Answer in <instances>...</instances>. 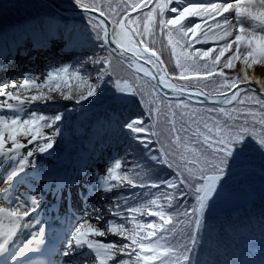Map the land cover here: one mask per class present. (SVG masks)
<instances>
[{
  "label": "snow or ice",
  "instance_id": "6c2138e0",
  "mask_svg": "<svg viewBox=\"0 0 264 264\" xmlns=\"http://www.w3.org/2000/svg\"><path fill=\"white\" fill-rule=\"evenodd\" d=\"M74 3L94 35L92 54L50 71L43 83L0 84V112L11 113L0 115V254L25 230L33 231L9 264L45 242L38 196L27 189L14 203L17 178L39 172L38 157L54 151L64 113H24L36 102L54 103L53 92L83 106L111 85L114 102L134 100L141 111L101 125L110 146L120 145L123 132L128 144L94 175L95 192H124L111 196L113 219L103 226L100 215L81 218L69 247L87 248L96 264H220L202 256L212 239L209 220L221 205L251 195L257 177L264 188V78L250 73L264 66V0ZM121 65L131 77L118 74ZM156 169L161 174L153 175ZM141 196L147 199L129 204ZM108 233L119 239H97Z\"/></svg>",
  "mask_w": 264,
  "mask_h": 264
},
{
  "label": "trees",
  "instance_id": "16d2710c",
  "mask_svg": "<svg viewBox=\"0 0 264 264\" xmlns=\"http://www.w3.org/2000/svg\"><path fill=\"white\" fill-rule=\"evenodd\" d=\"M58 1L77 7L74 0ZM189 2H193V0H189ZM75 20L81 22V24ZM24 21L30 22L28 27H26L27 25H23V33H27L30 30L38 33H47L46 30L49 29L52 37L55 34L54 39H59L61 43L59 55H67L66 57L70 58V61L74 64L81 57L87 54L90 55L95 50L96 41L91 30L87 28L86 15L74 17L71 21L67 17L59 15L50 4L42 0H7L0 3V31L5 30L4 33L6 34H3V37H5L4 39L8 47L11 40L16 41L18 38V32L10 31L14 30L17 23ZM11 33L13 37L9 40L7 39L10 37L8 34ZM156 47L161 50L162 57L169 62V67H174V59L170 56V50L166 46V42L161 44L158 40ZM73 51L77 53L74 54ZM58 58L61 57L58 56ZM56 65L48 64L46 69L43 68L38 71L45 74L48 68L53 69ZM117 72L125 78H129L132 75L124 65L119 66ZM211 87L209 85V88L205 90H211ZM113 93L111 85H108L101 99L92 98L91 101L84 102L83 106L69 105L66 107L71 108L75 106L73 112L69 114L70 117H66V120L68 118L70 121L68 137L74 140L86 137L84 140L85 147L91 145L93 139L96 140V151L87 147V150L92 153V156L89 158L91 163L95 161L101 163L104 160L109 161L111 156L124 152L123 150L128 144L127 133L123 132L120 138V145L110 146L108 134L101 125L111 119H126L136 109L140 110L135 101L131 100L132 102L130 101L131 104L129 105L122 103L108 104L104 109L98 110L97 113L95 105L105 101ZM54 94L57 93L54 92ZM57 96L59 95L57 94ZM59 98L62 99L60 96ZM138 159L141 160V156ZM141 163L151 166L148 161H141ZM156 174H161L159 173V169H156L153 173V175ZM146 199L147 197H137L132 201L130 200L129 204L137 205ZM150 219L152 218L145 219V222H148ZM209 223L216 229L219 236L218 238L215 236V238L212 235L214 238L209 244L205 245L207 246L208 253L205 254L203 252V258L218 260L220 264H259L254 260V258H259L260 264H264V188H262L259 177L253 182L251 195H240L231 202L221 205L215 211Z\"/></svg>",
  "mask_w": 264,
  "mask_h": 264
},
{
  "label": "rangeland",
  "instance_id": "374dc122",
  "mask_svg": "<svg viewBox=\"0 0 264 264\" xmlns=\"http://www.w3.org/2000/svg\"><path fill=\"white\" fill-rule=\"evenodd\" d=\"M229 2H233V0H229ZM56 51V50H55ZM73 53H77L76 51H73ZM91 55V54H90ZM86 56H89V54L85 55L84 57ZM58 57V56H57ZM59 57H62V55ZM84 57H81L84 58ZM24 58L20 57L19 60H23ZM59 59V58H58ZM55 62V63H52L51 65H56V67H54L53 69H58L64 65H76V63H72L70 61V58H65V59H61V60H58ZM80 59V60H81ZM18 60V62H19ZM237 66H239V62H237ZM47 65H41V63H38L35 67V69H28V70H24V69H21L19 71H14L13 69L9 70V73L11 74L10 76V79L6 80V81H3V82H0V84H3V85H10L11 83L15 82L17 85H19L25 78H28V79H35L38 83H43L45 81V79L47 78L46 74L49 73L50 71H52L53 69H47V73L45 74H42L41 72H39L38 70H41V69H46ZM14 68H15V65H14ZM227 71V70H226ZM4 72H6V70L2 69L1 72H0V78L1 76L4 74ZM41 73V74H39ZM27 74V76H26ZM7 90H13L11 89V87H9ZM45 91H47V89H45ZM34 90L33 91H30L28 94L31 95L33 94ZM52 96H53V99H54V103L53 102H48L47 104H44V103H41V102H36L35 104H33L31 106V108H29L25 113L24 115L27 116L28 113L30 111H38V112H43V113H46L48 115H52V114H55L56 112H63L64 113V120L63 122L61 123L60 127L62 128V132H61V135L59 137H57V145L54 149L55 151V157L54 158H51L46 162V166L47 168H39V172H33V175L36 176V177H39L40 175H46V173L49 171L50 168H52L53 166H55L56 164L59 163V161L62 160L63 158V153L65 151V146L66 144L68 143V127L70 126V121L69 119L67 118L66 120V117H70L69 114H71V112H73V107L71 108H66L65 105L63 104H67V107L69 105H71L68 101H64L63 99L59 98V96H57V94H54V92L52 93ZM0 100H3L2 97H0ZM132 102V101H131ZM130 102V104H131ZM129 105V104H128ZM141 111L140 110H137L134 111L133 113H131L130 115L132 114H139ZM11 113L7 112V111H3V112H0V115H10ZM69 115V116H68ZM45 133L50 135L51 134V129H44ZM80 145V144H79ZM53 151V152H54ZM62 153V154H61ZM47 154V153H46ZM46 154H41V156L38 157V161H41V160H44L45 157H46ZM120 155H124V152L122 153H119ZM57 156H60L59 158H56ZM135 158H137V160H139V155H137ZM109 162L108 160H104L102 163L101 162H96L94 163V169H93V172L91 174L88 173V175L85 176V184L87 185L88 183V190L86 191L87 193L89 192H94L95 191V184H96V181L94 179V175L96 174H104L105 173V165L106 163ZM148 166L147 164H142L141 163V167H146ZM128 167L127 163L125 162H122V169L121 170H126ZM87 170V169H86ZM84 180V179H83ZM45 183V181H41L40 183L38 182V188H39V193H42V189H43V184ZM135 191V190H134ZM120 192H124V189L122 188H118V189H115L111 194H109L108 196H104L103 194H97L96 192H94V196L95 194H97L98 197L95 198L96 201H94L95 204H99L98 208H97V212L94 213V214H90L86 219L88 220H92L93 222H96L95 218L100 215L103 217V219L99 222V226H103V221L104 220H107V219H113V217L110 216L109 212L106 211V209L110 206H114L113 205V201L111 200V196L113 195H117V193H120ZM99 198V199H98ZM123 197H121L122 199ZM94 199V197H93ZM134 199V198H133ZM131 199V201L133 200ZM130 202V201H129ZM149 217H138V219H142L145 221V219H147ZM117 222H120V221H117ZM127 226H131V224L129 223ZM213 231H212V235H214V237L216 236L218 238L219 234L218 232L216 231L215 228H213ZM218 234V235H217ZM212 236V239L214 238ZM215 237V238H216ZM97 239H101V240H104V239H107V240H112V239H119V237H115L113 236L111 233H108L106 237H99ZM69 247V246H68ZM86 248H82V252L85 251ZM75 252V251H74ZM205 253L207 254L208 253V249H207V246H205V248L203 249L202 253ZM255 260V258H254ZM87 261V264H96V261L94 260V256L92 254H90V252H87V254L85 255L84 257V260H82L80 262V264H84V262ZM79 263V261H77V264Z\"/></svg>",
  "mask_w": 264,
  "mask_h": 264
},
{
  "label": "bare ground",
  "instance_id": "6f19581e",
  "mask_svg": "<svg viewBox=\"0 0 264 264\" xmlns=\"http://www.w3.org/2000/svg\"><path fill=\"white\" fill-rule=\"evenodd\" d=\"M78 16H80V15H78ZM77 16V17H78ZM26 27H28V25L26 26ZM88 28V30H89V27H87ZM47 31V33H50V30L49 29H47L46 30ZM27 33L29 34V33H38V32H33L32 30H30V31H27ZM54 35L55 34H53V40H51V42H50V45H51V49L49 50V49H47L46 47H39V49H37V51H35V53L37 52V54L35 55V59H33V60H35V61H39V62H42L45 58H48L49 56H48V51L50 52V54H51V56H54V57H56V58H58L57 56H59V51L61 50V48H60V40L59 39H54ZM55 47H57V49H56V51L54 52L53 51V49L55 48ZM24 55L22 56V55H20V49L19 48H16L15 49V55L12 57V58H15V61L14 62H8V65H10L11 64V69H13V70H15L14 69V66L12 65V64H14V63H16L18 60H19V58L20 57H22V58H26L28 55H26L25 53H23ZM72 59V58H71ZM7 65V66H8ZM262 72H264V67H254L252 70H250V73L251 74H255V75H257L258 77H261V78H264V76H262ZM0 82H2V81H0ZM71 105H74V104H72V103H70ZM63 105H65V107H67V105H68V103L67 104H63ZM95 109H96V112L98 113V110H101V109H104V107L103 108H100V109H97L96 107H95ZM91 123V122H90ZM86 132H87V130H86ZM86 138V137H85ZM85 138H82V137H80L79 139H77V140H74V139H69V141H67V142H70V141H72V142H75V143H71L70 145H68L67 147H66V149H68L69 151H72V155L73 156H75L76 158H77V166H78V170H70L69 171V173H70V177L72 178V179H74L76 182H78L80 185H81V187H85L86 186V184H85V180H83V179H80V178H78L77 177V175H76V173H78L79 171H81V170H83L84 168H85V163H83L82 161H84L85 159L86 160H88L91 156H92V153H90L88 150H87V147L88 148H92L93 149V151H96V140L95 139H93L92 141H91V145H89V146H87V147H85L84 146V140H85ZM80 144V145H79ZM94 144V145H93ZM55 151L54 152H52L51 154H46V157H45V159L44 160H41V163H39V168H47V166L45 165L46 164V162L50 159V157L51 158H54L55 156ZM31 172H33V171H31V170H29L28 172H27V174H21V176H28ZM20 176V177H21ZM46 177V175H40L39 177H36L37 179H38V182L40 183L42 180H44L43 178H45ZM19 178V177H18ZM17 178V179H18ZM36 186H38V184L36 185ZM87 191V190H86ZM95 192V191H94ZM92 193H93V191L92 192H89V193H85L88 197H92ZM90 205H91V207H88V209L89 210H93V209H95V211L97 210V208H98V206L97 205H93L92 204V202L90 203ZM93 205V206H92ZM42 206H43V204H42ZM74 224V223H73ZM73 224L71 225V228H70V230L68 231V233H67V241H70V234H71V231H72V226H73ZM23 232V231H22ZM21 232V233H22ZM20 233V234H21ZM18 235V237L13 241V243L9 246V249H8V251L11 249V247L13 248L14 247V245L17 243V242H19V240L21 239V235ZM72 249L73 250H75V249H77V247H75V246H72ZM81 250H82V248H81ZM78 250H76V252H77ZM83 251V250H82ZM6 253V252H5ZM5 253H3L2 255H4ZM80 257V256H79ZM75 258V256L73 257H68L67 259H66V261H67V263H64V264H74L73 263V259Z\"/></svg>",
  "mask_w": 264,
  "mask_h": 264
},
{
  "label": "water",
  "instance_id": "95a60500",
  "mask_svg": "<svg viewBox=\"0 0 264 264\" xmlns=\"http://www.w3.org/2000/svg\"><path fill=\"white\" fill-rule=\"evenodd\" d=\"M44 1L50 3L55 9H57L61 13H64L67 15H86V13L82 12L81 9L78 7H69V6L59 3L57 0H44ZM39 41H40V38L38 36H35V42L39 44Z\"/></svg>",
  "mask_w": 264,
  "mask_h": 264
}]
</instances>
